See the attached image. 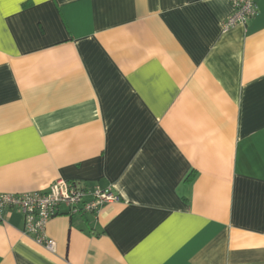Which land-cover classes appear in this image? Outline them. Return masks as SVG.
I'll return each mask as SVG.
<instances>
[{
    "label": "crops",
    "instance_id": "obj_1",
    "mask_svg": "<svg viewBox=\"0 0 264 264\" xmlns=\"http://www.w3.org/2000/svg\"><path fill=\"white\" fill-rule=\"evenodd\" d=\"M0 0V195L63 180L119 201L3 211L0 264H264V0ZM89 201L90 197H86Z\"/></svg>",
    "mask_w": 264,
    "mask_h": 264
},
{
    "label": "built area",
    "instance_id": "obj_2",
    "mask_svg": "<svg viewBox=\"0 0 264 264\" xmlns=\"http://www.w3.org/2000/svg\"><path fill=\"white\" fill-rule=\"evenodd\" d=\"M232 14L224 24V30L237 24L245 25L257 15V0H229ZM90 197L89 201H85ZM119 201L111 187L95 186L85 190L63 180L54 182L45 192L22 195H0V221L3 211H16L23 219V234L30 237L35 244L49 252L54 250V242L46 236V226L53 218L61 214L65 206L68 213H97L106 205Z\"/></svg>",
    "mask_w": 264,
    "mask_h": 264
}]
</instances>
